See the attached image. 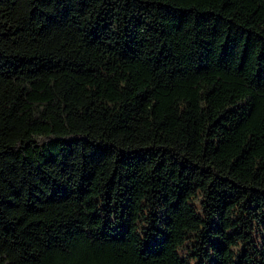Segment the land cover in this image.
Instances as JSON below:
<instances>
[{
  "label": "trees",
  "instance_id": "trees-1",
  "mask_svg": "<svg viewBox=\"0 0 264 264\" xmlns=\"http://www.w3.org/2000/svg\"><path fill=\"white\" fill-rule=\"evenodd\" d=\"M0 264H264V0H0Z\"/></svg>",
  "mask_w": 264,
  "mask_h": 264
}]
</instances>
